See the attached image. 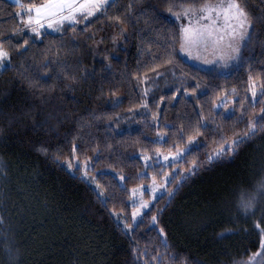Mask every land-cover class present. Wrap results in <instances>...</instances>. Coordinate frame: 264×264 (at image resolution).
Returning a JSON list of instances; mask_svg holds the SVG:
<instances>
[{
    "label": "trees",
    "instance_id": "obj_1",
    "mask_svg": "<svg viewBox=\"0 0 264 264\" xmlns=\"http://www.w3.org/2000/svg\"><path fill=\"white\" fill-rule=\"evenodd\" d=\"M243 2L252 17L264 16V0ZM130 3L135 4V14L123 25L104 19L85 32L80 31L84 23L76 26V32L65 25L66 33L33 36L23 56L24 48L13 45L31 33L13 36V45L5 46L11 66L0 72V264H246L259 250L264 238V197L254 215H245L238 205L241 197L257 195L264 182V132L242 145L235 157L201 168L171 202L167 194L154 199L150 205L155 207L144 211L150 215L143 216V223L138 227L132 223L131 189L148 185L154 175L157 182L162 179L155 158L150 160L154 171L145 168L142 156L153 157L156 149L162 153L174 150L181 127L186 142L198 122L207 123L209 131L196 140L210 146L220 135L229 137V142L234 133L243 136L253 115L248 77L251 74L257 84L264 83L260 71L264 69V48L257 45L249 54L253 57L251 71L245 65L218 73L184 61L176 44L173 64L152 72L153 54L163 55L164 49L152 45L149 52L148 39L165 44V35L178 34L180 20L166 12L163 0H119L118 8L110 9L109 14L129 11ZM149 5L160 6L163 25L139 15V9L147 10ZM16 12L14 2L0 0V33L7 36L19 30ZM121 28L124 37L109 66L93 60L89 37ZM257 32L264 41V28L257 25ZM44 60L53 61L56 72H72L80 79L75 93L62 91L54 72H49L55 87L33 94L22 74L36 72ZM57 60L62 69L57 68ZM93 73L95 83L87 78ZM196 84V96H185L184 89L191 92L189 85ZM257 92L259 95V89ZM222 102L226 106L218 108ZM261 106L257 105L255 115ZM58 107L64 109L61 120L63 115L69 117L59 125L51 118ZM234 109L232 119H225ZM242 109L249 113L244 122H240ZM197 113L204 119L198 121ZM160 136L168 142L152 143ZM209 150L202 148L189 160L199 162ZM73 160L90 165L88 173L99 188L83 177L81 168L67 169L66 163ZM190 166L163 171L183 174ZM145 171L148 177L141 179ZM120 176L125 180L120 181ZM178 184L179 179L169 191ZM152 215L158 216L155 226ZM161 229L167 250L161 244L165 238L159 234Z\"/></svg>",
    "mask_w": 264,
    "mask_h": 264
},
{
    "label": "snow or ice",
    "instance_id": "obj_2",
    "mask_svg": "<svg viewBox=\"0 0 264 264\" xmlns=\"http://www.w3.org/2000/svg\"><path fill=\"white\" fill-rule=\"evenodd\" d=\"M15 5L21 10L14 14L18 20L19 30L14 29L12 34L7 36L4 33H0V72L7 71L11 66L10 53L6 50L5 46L13 45V36L20 35L23 32L31 33L28 39H24L22 42L17 40L15 45H13L18 49L20 47L24 48V52L21 53V56H23L27 54L29 40L33 36L39 38L42 35H48L47 32H42L45 28L55 33H66L67 29L64 26L68 25L71 31L76 32V26L84 23L85 27L80 29V31L85 32L92 24L104 19L114 20L117 26L123 25L126 18L135 14V4L130 3L127 5L129 11L125 12L124 9H119L118 13L110 15V9L118 8L119 0H46L43 3H33L32 0H29L27 4L22 3L21 0H15ZM159 7L149 5L147 10L141 8L139 9V15L146 16L147 20L163 25L165 17L159 11ZM163 7L175 20L179 21L183 19L187 21V24L180 25L178 34H173L172 37L165 35V44H158L156 39H148L147 50L149 52L152 51V45L164 49L163 55L153 54L152 59L154 63L151 66L152 72H157V69L165 64H173L176 44L179 45L180 53L203 64L209 66L216 65L222 68H235L237 70L245 65H249L250 71V61L253 57L249 54L257 45L264 48V41L260 40L259 33L257 32V25L264 28V16L252 17L243 0H163ZM93 17L96 19L93 20ZM123 31V28H121V34H123ZM91 38L89 37V39ZM55 63L57 64V68L62 69L64 67L58 60ZM52 64L53 61L44 60L37 65L36 72L30 73L28 76L22 74V78L28 87L34 90L33 94L35 95L37 91H43L45 88L51 90L55 87L52 83L53 76H50L49 72H54V78L59 82L62 91L68 90L75 93L76 88L74 86L80 84V79L72 72H56L52 68ZM25 70L28 71L27 68ZM260 71L264 73V69ZM172 74L175 75V72ZM87 78H92L93 83H95L94 73L89 74ZM87 78L84 80L85 83H87ZM212 78L215 79L216 76L212 75ZM64 81H67V83H64ZM189 87L191 88V92L188 91V88H185L184 95L196 96L199 85H189ZM248 89L251 92L250 107L253 110V115L247 120L243 136H240L239 133H234L229 142V137L220 135L218 139H213L210 146L196 140L197 136L209 131L207 123L198 122L196 127L193 128L192 133L187 135L186 142L185 131L181 127L178 133L179 143L174 144V150H170L168 154H163L159 149H156L155 165H159L161 171L158 174L162 177V182L157 183V177L154 175L151 178L152 183L148 189L134 188L131 191L132 203L130 206L133 208L132 220L137 227L140 223H143L144 215H150V212L146 213L142 212V210L149 209L150 206L155 207L144 200L145 191L150 192L156 200L163 199L164 195L167 194L169 202H171L180 187H183L185 183L196 176L201 168L219 165L225 161L226 157L229 159L235 157L242 145L253 140L258 133L264 132V106L260 107L258 115L254 114L258 104L264 105V83L257 84L256 79L250 74L248 77ZM179 91L180 89H177V92ZM203 94L206 95L207 93ZM145 95H147V92H145ZM233 95H235V90H233ZM55 99L56 97H51L52 101H55ZM72 102L77 103L75 98L72 99ZM116 106H119V103ZM225 106L224 102L217 105L218 108ZM143 107L147 108L148 104H143ZM55 111L57 115L51 118L57 120V125L69 119L67 115H63L62 120L59 118L60 114L64 113L63 107H58ZM234 115L235 109L224 118L232 119ZM248 115V110L242 109L240 122H244V117ZM197 116L198 121L204 119L200 113H197ZM82 127L83 124L81 123ZM217 130H219V126H217ZM167 142L163 136H160L158 140L152 143L166 144ZM202 148L210 149L205 153L204 158L199 162L195 159L190 161L189 158L198 154ZM161 157L165 163H161ZM142 159L145 161L146 169L151 168L155 171V165L148 163L153 157L144 155ZM189 163L191 166L184 174L174 171L169 175L163 171L166 168H176L178 165ZM72 167L73 165L68 163L67 169L71 170ZM76 170H80L79 165H77ZM88 170L89 166L86 162L85 176H87ZM71 174L74 177L75 174ZM147 177L148 173L145 171L141 179H146ZM119 179L120 181H124L125 177L120 176ZM178 179L179 184L175 190L169 191ZM96 187L99 188L100 185L97 184ZM118 187L125 190L123 185H118ZM157 193H160V195L157 196ZM98 195H103V193H99ZM137 196H139L138 199ZM261 197H264V182L260 184L257 195L250 198L241 197L238 207L245 215L249 213L254 215ZM101 203L106 205L108 201L101 200ZM137 217H141V219L138 221ZM151 221L152 225L155 226L158 222V216L152 215ZM0 223H3L2 217H0ZM262 232H264V229H262ZM159 234L161 237H165L163 229L160 230ZM221 238H227V235L221 234ZM161 244L167 250L166 237L162 239ZM153 259L158 260L159 257H153ZM247 264H264V238L261 240L259 250L253 254Z\"/></svg>",
    "mask_w": 264,
    "mask_h": 264
},
{
    "label": "rangeland",
    "instance_id": "obj_3",
    "mask_svg": "<svg viewBox=\"0 0 264 264\" xmlns=\"http://www.w3.org/2000/svg\"><path fill=\"white\" fill-rule=\"evenodd\" d=\"M10 2H14L15 3V0H9ZM43 2H46V0H39L38 2L36 3H43ZM18 11H21L19 8H18ZM180 25L181 24H187V21L186 20H183L181 19L179 21ZM42 32H49V33H55V32H52L50 29H43ZM123 37L124 35L121 34V31H107V30H104L100 33H97V34H93L92 36V42L89 44V53L91 54L92 56V59L95 60V61H98V62H102L105 66H109V61L112 57H114L116 55V50L120 47L121 45V42L123 40ZM179 55L180 57L186 61L187 63H189L190 65L192 66H195V67H198V68H201V69H205V70H214L215 72H218V73H221V72H226L228 71L230 68H222L220 66H216V65H213V66H209V65H206V64H203L197 60H194V59H190L188 58L187 56L183 55L182 53L179 52ZM7 63V62H6ZM162 153V152H161ZM163 154H168V153H163ZM153 158L156 157V153L154 155H152ZM142 158V157H141ZM143 160V159H142ZM144 161V160H143ZM145 162V161H144ZM68 163H71L73 165L72 169L77 167V165L80 166L81 170H82V173H83V177L94 187V188H97L96 187V183L95 181L93 180V177L91 176V174L87 173V176L84 175V171H85V163H79L77 160H73L72 162H67L66 163V167L68 165ZM149 164L150 161L148 162ZM161 163H165L163 160H162V157H161ZM88 164V163H87ZM88 166L90 167V165L88 164ZM71 169V170H72ZM186 173V172H184ZM183 173V174H184ZM162 182V179L161 181L157 182V183H161ZM152 183V182H151ZM151 183H149L148 185H141V186H138V187H135L136 189H143V190H146L150 187ZM134 189V188H133ZM132 191V189H131ZM131 191H130V199H129V203L131 205L132 203V198H131ZM161 191H163V189H161ZM157 196L160 195V193H157L156 194ZM139 198V196H137V199ZM144 200L149 202V204L154 200L152 194L148 191H145V195H144ZM145 210H142V212H144ZM132 212H133V209H132ZM132 212H131V220H132ZM117 222L120 223L122 226H124L123 224V219L120 218L119 216H117V214L114 215ZM139 219V217H137V220ZM132 223L134 224L133 220H132ZM128 228V227H127ZM253 256V255H252ZM251 256V257H252ZM249 257L247 259V262L249 261V259L251 258ZM259 259V258H257ZM246 262V264H247Z\"/></svg>",
    "mask_w": 264,
    "mask_h": 264
}]
</instances>
